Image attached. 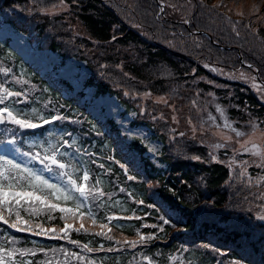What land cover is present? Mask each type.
<instances>
[{
	"label": "trees",
	"instance_id": "trees-1",
	"mask_svg": "<svg viewBox=\"0 0 264 264\" xmlns=\"http://www.w3.org/2000/svg\"><path fill=\"white\" fill-rule=\"evenodd\" d=\"M62 1L68 4L62 13H72L63 22L50 23L60 14L44 13L55 0H0V20L36 31L43 47L64 57L85 60L97 93L115 94L141 119H165L168 108L155 99L165 96L192 121L193 108L221 106L235 127L264 129L262 95L246 80L209 71L244 68L264 82V0ZM1 68L32 89L25 100L0 98V107L35 120L58 116L41 134L18 128L19 145L48 169H57L50 166L56 153L64 157L65 176L85 183V209L95 223L77 215L73 227L53 230L59 215L34 200L0 204V264H264V221L255 220L260 167L247 165L239 178L228 169L229 149L213 151L211 159L208 141L181 149L177 135L158 131L166 169L146 160L150 177L141 180L121 168L97 120L63 100L6 41L0 81ZM9 89L15 90L10 83ZM48 181L0 150V185L74 203Z\"/></svg>",
	"mask_w": 264,
	"mask_h": 264
},
{
	"label": "rangeland",
	"instance_id": "rangeland-1",
	"mask_svg": "<svg viewBox=\"0 0 264 264\" xmlns=\"http://www.w3.org/2000/svg\"><path fill=\"white\" fill-rule=\"evenodd\" d=\"M68 9V4L62 0H55L44 9V13L47 14H60V19H54L50 23L56 24L57 22L66 21V16L63 11ZM58 26L60 24H57ZM57 28V27H56ZM66 27L63 29L65 30ZM63 31L59 30L58 33ZM0 37H9L10 43L19 50L24 57L31 62L37 63L44 73L55 74L56 77L68 82L70 88L68 93L73 95L75 93H82L80 101L83 102L87 108L100 119L111 118L115 126L119 130V135L125 138L126 142L137 139L140 146L145 147L144 155L148 157V160L158 168H164L162 163H159V156L163 151L164 143L158 134L161 132L167 133L169 136H176L181 140L179 148H186L188 143H206L208 141L207 149L210 153L213 151L224 150L229 147L231 151L227 157V165L230 174L237 175V177H245L248 171L246 166L260 167L264 170V129L258 128L253 125L251 128L239 129L234 126L221 111V106L217 111H210L203 106V110L200 108H193L194 116L198 119L191 120V115L188 112L181 111L180 114L176 112L175 105L167 100L165 96H156L155 99L164 106L168 113L165 119H158L156 121H145L155 131H151L145 124H139L135 119L139 120L135 116V111L125 112L123 107L118 103L114 96L109 94L97 95L93 86L87 84V78L89 71L84 62L74 58H69L64 61H60L55 52L49 50L41 51L37 47L30 45L25 35L14 32L9 26L4 25L0 28ZM211 74L220 75L221 77L228 79L248 80L247 82L252 86L254 91L259 92L264 101V85L260 84L256 78V75L244 68L237 70H222L220 68H210ZM226 71V72H225ZM192 98V96H191ZM166 104H168L166 106ZM202 111V112H201ZM12 122L16 123L14 117ZM141 122V121H140ZM162 134V133H161ZM163 135V134H162ZM204 136V138H203ZM204 139L203 141L201 140ZM3 151L24 163H29L31 158L29 154L20 151L11 141L2 144ZM214 157L212 156V159ZM236 170V172L234 171ZM239 170V172H238ZM259 172V171H258ZM51 178L57 182H60V176L55 174H49ZM232 175V176H233ZM264 175V173H262ZM258 177V180L254 183L259 184L263 181L261 193L259 195L260 205L256 207L255 220L264 221V177ZM65 188H69L66 183L63 184ZM82 190L79 191L80 196ZM79 208L83 207V200L78 199L77 204ZM69 211L66 209L65 212ZM262 220V221H261ZM140 263V261H139Z\"/></svg>",
	"mask_w": 264,
	"mask_h": 264
}]
</instances>
